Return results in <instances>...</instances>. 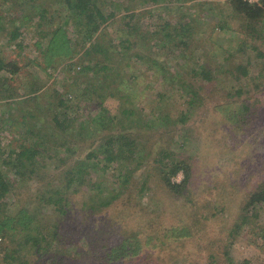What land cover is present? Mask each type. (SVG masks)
Instances as JSON below:
<instances>
[{
	"label": "rangeland",
	"instance_id": "obj_1",
	"mask_svg": "<svg viewBox=\"0 0 264 264\" xmlns=\"http://www.w3.org/2000/svg\"><path fill=\"white\" fill-rule=\"evenodd\" d=\"M252 1L250 3L260 2V0ZM56 2L57 0H0V16L4 18L0 19V26L6 24L7 27L6 31H0L1 57L8 62H17L23 68L22 75L18 76L6 72L0 73V81L7 79L13 87L19 88L17 92L19 96L0 100V151L4 153L0 159V172L5 181L18 183L5 200L8 202L7 214L14 215L19 212L23 203L35 204L39 194L48 198L49 191L63 189L64 192H69L67 197L64 196L65 201L62 203L69 210L63 217V223H67L66 227H70L77 238L76 229L85 225L88 214L95 213L92 211L94 209L92 204L91 210L89 207L84 211L83 198L90 199L101 191L104 192L105 197L119 194L120 199L115 200L111 208L98 214L97 218L101 221L92 222V225H96L93 234H97L99 240L93 247L84 244L81 261L73 263L152 264L151 255L164 251L163 247L154 245L156 238L159 233L161 236L168 229L167 227L170 229L178 224L181 220L180 212H183L179 207L183 200L180 201L172 194L170 196L163 192L158 180L159 171L154 165L159 149L170 147V150L177 154V159L187 160L192 164L194 179L190 192L196 199L209 195L208 190L211 191L210 195L220 192L224 197L226 196L224 200L228 202L224 216L227 220L221 222L217 229L228 226L231 220L228 218V203L239 200L241 194L257 184L258 181L251 182L252 185L249 186L244 179L248 172L264 170V155L255 141L245 139L242 135L244 129L240 126H231L219 114H214V106H219L220 97L224 98L221 92L215 91L219 89L216 83L208 85L206 91L213 90V98L218 96L217 101L213 100L211 104L212 97L207 96L208 101L205 99V105L201 109L187 113L189 117L185 123H182L179 117L187 110L189 95L179 92L167 79L163 81L159 75L152 71L148 72L140 62L136 63L135 60L133 62L134 72L139 71V79L134 81L133 75H130L131 79L124 87L123 97L109 96L112 92L109 93L103 87L106 85L103 83L104 78L99 76L100 73L94 74L92 71L89 72L90 69L82 73L83 51L75 43L71 44L72 52L69 57L61 60L60 57L55 58L56 64L51 67L47 53L51 36L45 38L39 24L42 23L51 30L62 25L64 20H60L58 15L51 24H47V19H40L41 9L49 7L52 11H57L61 8ZM106 2L105 12L109 14L114 11L117 15L106 28L107 47L119 45L117 32L125 30L129 23H131L130 28L135 24L142 29H148L157 22L173 26L177 23L187 24L185 29L187 33L193 28L194 39L190 37L188 43V46L190 44L188 47L190 52L187 53L189 60L185 61L181 58L175 48L173 50L175 54L169 51L172 53L166 61L169 69L168 78L173 72H182L186 78L192 77V71H198V65L203 66L207 63L212 71H216L223 64L231 67L236 62L235 58H230L226 62L225 55L236 54L240 49L242 54L245 53V45H240L242 37L240 33H236L240 28V20L234 16L228 0H167L166 3H160L158 6L153 3L142 5L139 1L130 0ZM118 5L119 7L116 8L115 6ZM127 8L136 11L127 12ZM133 13L136 14L135 19L128 18ZM24 16H28L29 19L25 20ZM11 19H16L17 22ZM219 24H225L227 28L221 29ZM18 25L21 34L18 42L24 44L22 51L17 49L15 43L8 45L6 38V32L12 31ZM71 33L72 41L76 42L77 38L73 32ZM176 43L177 41H174V44ZM253 56L250 54L251 58ZM130 60L132 59H127V62ZM85 62L91 63V67L95 66L94 62ZM256 69V67L253 69L249 78L257 79L258 76H264V70ZM11 79L16 81H10ZM125 79L128 80V76ZM33 81L43 89L36 96H30L25 91V85ZM97 83L99 87L101 85L103 87V89L99 88L100 93L104 95L102 99L98 94H88ZM6 84L3 81L0 90H3ZM261 85V93L255 94V98L261 101V116L255 123V132L262 143L264 142V79ZM60 100L67 105L66 108L61 109V112L69 116V122L58 129L50 121ZM123 109L128 110L129 115L136 110L137 118L142 119L136 130L130 129L127 132H135L139 147L145 148L147 154L150 153L146 157L151 165L146 162L144 154H139L138 148L129 150L132 146L126 148L127 152L120 154L121 159L114 162L105 161L103 156L89 158L92 147L95 148L101 142L98 134L103 133L99 132L104 131V126L98 121L100 116L106 114L105 117L109 115L126 120V116L121 112ZM24 116H26L25 121ZM110 131L111 128L105 134ZM233 132L235 136L240 137L230 138ZM24 148L37 152L34 162L36 168L41 170H38L39 174L32 179L27 178L26 182L18 176L19 169L15 168L14 161ZM142 156L144 158L139 165L138 158ZM26 163L29 167L30 163L27 161ZM148 166L151 173L147 170ZM79 167L85 169L83 174L75 177L72 185L62 180L64 172ZM128 170L131 173L130 179L125 182L123 176ZM260 178H264L262 171ZM182 180V173L174 178L178 183ZM143 182H148L146 192L142 191ZM231 184L235 185L230 188ZM239 184H244L243 193L242 190L236 189ZM18 197H21L22 204L17 201ZM97 202L92 203L96 206ZM32 207L34 209L36 205ZM36 208L38 215H32L36 223H44L45 226L56 223L58 217V214L54 213L58 209L56 204L41 201ZM234 212H236L235 208ZM256 212L259 217L255 223L242 229L229 245L230 254L235 262L249 260L252 264H264V204L259 206ZM254 213L255 211L251 212L250 216ZM119 222L122 223L121 228L118 226ZM212 223L211 221L210 224ZM31 225L28 230H37L36 224ZM11 236L13 241L10 242H21L19 233H12ZM225 239L226 237L222 240ZM78 241L80 244L85 242L84 239ZM10 242L0 234V246ZM101 244L104 245L103 248ZM132 245H134L133 249L130 250ZM136 245H140L139 251ZM176 246L179 254L172 263L168 264H192L194 252L189 257L185 250L181 249V244ZM119 247H127V250L120 253L113 251ZM167 251L174 250L169 248ZM1 256L3 257L4 254ZM117 257L120 258L115 259ZM30 258L32 263L35 262L36 257ZM209 260V254L201 255L195 252L193 264H209Z\"/></svg>",
	"mask_w": 264,
	"mask_h": 264
},
{
	"label": "trees",
	"instance_id": "obj_2",
	"mask_svg": "<svg viewBox=\"0 0 264 264\" xmlns=\"http://www.w3.org/2000/svg\"><path fill=\"white\" fill-rule=\"evenodd\" d=\"M106 1L57 0L56 3L61 6L59 10L52 11L49 7L41 9L40 19H47V24H51L55 20L54 18L58 16H60V20H64L62 25L54 30L44 27L42 23L39 24L42 27L43 36L45 38L51 36L47 49L51 67L56 64L55 58L60 57L61 60L69 57L68 55L72 52L71 44L74 45L75 43L83 51L84 66L82 67V73L88 72L89 69V72L92 71L94 74L100 73L99 76L104 78L103 83L106 85L103 87L109 93L112 92L109 96L115 97L119 95L123 97L124 87L129 84L131 79L130 75H133L134 81H138L139 79V71L134 72L133 62L134 60L136 63L140 62V65L145 66L148 72L152 71L157 76L159 75L163 81L167 79V81L176 86L179 92L189 95L187 110L183 111L181 117H179V121L182 123H185L186 119H188L189 116L186 115L187 113H192L205 105V99L208 101L207 96L212 97L211 104L213 100L214 102L217 101L218 96L215 99L213 98V90L206 91L208 85L211 86L216 83L219 89L215 91L221 92L224 98L219 96L221 99L219 100V106H214V114H219L231 126H240L241 129H244L242 135L245 139L255 141L256 146L264 155V142H260L258 134L255 132V123L261 116V101L255 98V94L262 91L261 83L264 76H258L257 79L256 77L249 78L255 67L257 68L256 70H264V0H260L258 3H250L247 0H228L234 16L240 20V28L236 33H240L242 37L240 45H245V53L242 54L240 49L236 54H224L226 56L224 59L226 62L230 58H235L236 62L231 67L223 64L216 71H212L208 63L203 66L198 65L200 72L199 69L198 71L193 70L192 77L189 76L187 78L182 72H173L170 74V78H168L169 69L166 61L171 56L169 54L172 52L175 54V51H173L174 48L180 53L181 58L185 59V61L186 59L189 60L187 53L190 52L188 48L190 44L188 46V43L190 42V37L193 38V28H190L187 33L185 30L187 24L181 25V23H177L173 26L171 24L165 25V23L159 24L160 22H157L148 29H142L136 27L135 24H132L130 28L129 25L131 23H129L125 30L117 32L119 45L116 46L114 44L113 46L107 47L105 45L106 28L107 25H110L109 22L117 15L114 11L109 14L105 12ZM130 1H139L142 5L153 3L157 6L160 3L167 2V0ZM115 7L118 8L119 5ZM126 10L127 12L136 11L130 8ZM134 15L136 14L133 13L128 18L135 19ZM24 18L25 20L29 19L28 16H24ZM0 19L3 20L4 18L0 16ZM11 20L17 22L16 19ZM219 26H221V29L227 28L225 24H219ZM6 29V24L0 26V31H6ZM71 32L77 38L76 42L72 41ZM6 34L8 45L15 43L19 51L24 49L23 42H18L21 36L20 25L16 26L12 31H7ZM174 41H177V43L174 44ZM250 54L254 55L253 58L250 57ZM163 56L165 57L162 58ZM127 59L132 60L127 62ZM85 61L94 62L95 66L93 65L91 67V63ZM1 72L18 76L22 75L23 68L17 62L6 61L0 54ZM124 76H128V80ZM3 81L5 84H9H6L5 88L0 90V100L19 96L17 93L19 88L13 87L7 79H3ZM3 81H0V84ZM10 81L15 82L16 80L11 79ZM103 87L102 85L99 87L97 83L88 94H98L102 99L104 95L100 93V89H103ZM42 90L34 81L25 85V91L30 96H36ZM8 93L12 94V96L10 97ZM50 105L53 106L52 103ZM66 107L67 105L63 100H60L56 106V110H54V116L51 118V121L49 119L50 123L58 129L69 122V116L61 112V109ZM121 112L126 116V120L122 117L121 119H117L109 115L105 117L106 114L100 116L98 121L104 126V131H98L99 133H103L102 135L98 134L101 142L95 148L94 146L92 147L89 158L103 156L105 161L114 162L119 158L121 159L119 155L127 152L126 148L131 146L129 150L138 148L139 154H144V157L150 154H147L145 148L139 147L137 142L138 138L134 131L132 133L127 132L130 129L136 130L142 122V119L137 118V111L133 110L130 114L131 116L128 110L123 109ZM23 118L25 121L26 116ZM109 128H111V131L105 134ZM235 137L239 138L240 136H235L233 132L230 138L236 139ZM170 149V147L159 149L156 154L158 158L154 160V165L159 171L158 180L163 192L170 196L172 194L175 199L183 200L179 205L183 212H180L181 220L178 224L173 225L170 229L167 227L168 229L161 236L159 233L154 245L163 247L164 251L151 255L150 262L152 264L172 263L179 254L177 252L178 245L176 246V244H181V249L185 250L187 256L190 257L191 253L194 252L191 259L192 264L194 262L195 252L201 255L204 253L209 254V264H252L249 260L235 262L230 254L229 245H231L242 229L253 225L259 217L258 212H256L257 208L264 204V178H260V173L261 171L264 172V170L247 173V177L244 179L246 184L251 186V182H258L244 193V184L237 186L236 189L242 190L243 194L240 195L239 200H232L233 202L231 204L228 203V218H231L232 221L230 220L228 226L218 230L217 227L220 226L221 222L227 220L224 216V212L226 211L225 207L228 202V200H224L226 196L224 197L220 192L216 195H210L211 191L208 190L209 195L196 199L194 194L190 192L194 179V168L192 164L189 163L190 161L177 159V154ZM3 155L4 153L0 151V159H2ZM36 156L37 152L24 148L14 160L16 166L14 167L19 169L17 174L24 182H26L27 178L32 179L39 174L38 170L40 169L36 168V162H34ZM144 157L138 158L139 165ZM160 157L162 158L159 159ZM145 160L146 162L148 161L147 157ZM26 161L30 163L29 167ZM147 163L151 165L149 162ZM11 164L14 163L11 162ZM149 167H147V170L151 173ZM84 169V167H79V169L71 168L67 172H64L65 175L62 177V180L72 185L75 182V177L78 174H83ZM126 173L123 176L125 182L130 179L131 174L130 170ZM179 173H182L183 180L178 183L174 181V178ZM147 184L148 182H143V192L147 191ZM215 184L214 182L213 185ZM235 184H231L230 188ZM16 186H18L17 182L5 181V178L0 172V234L4 235L7 242L13 241L12 233H19L21 239V242H10L5 246H0V264H72L73 262H80V256L83 255L81 253L84 247L83 245L93 247L99 240L97 234H93L96 225H92V222H95V220L97 223L100 222L101 219L97 218L98 214L111 208L115 200L121 197L119 194L105 197L104 192L101 191L99 194L93 195L90 199L83 198L84 211L88 210L92 204V207L95 209H92V211L95 213L88 214L85 219L87 221L86 223L84 222L85 225L76 229V231L78 230L77 238L79 240H85L83 244H80L78 239L73 235V230L70 227H66L67 223H63V217L68 214L69 210L62 203L65 201L64 196L67 197L69 192H64L63 189L49 191L48 195L50 197L48 196V198L43 196V194H39L36 197L38 200L35 201V204L31 203L29 205L23 203L19 212L14 215H8V202L5 200ZM221 186H223V183H221ZM218 196L220 197L218 198ZM17 201L22 204L21 197H18ZM41 201L54 203L58 206V209L54 211V213L58 214V217L56 223L52 226H45L44 223H36V220L34 221V218H32L33 214L38 215L36 207ZM92 202H97V205L94 206ZM32 205H36V207L33 209ZM235 205L237 207H234ZM234 208L236 212H234ZM89 209L91 210V207ZM254 211L255 213L250 216V213ZM95 217L96 219H94ZM211 221L213 222L212 224H210ZM33 223L36 224L35 227H37V230H28L32 227L31 224ZM118 226L121 228L122 223L119 222ZM225 237L226 239L222 240ZM133 246L130 250L133 249ZM139 246H137L138 251L140 249ZM101 247L103 248L104 245L101 244ZM127 247H119L113 249V251L120 253L121 251H126ZM169 248H172L174 251H167ZM75 251L77 253H74ZM1 254H4V256L2 257ZM30 257H36L35 262L32 263ZM119 258L117 257L115 259ZM111 259L113 260L114 258Z\"/></svg>",
	"mask_w": 264,
	"mask_h": 264
},
{
	"label": "built area",
	"instance_id": "obj_3",
	"mask_svg": "<svg viewBox=\"0 0 264 264\" xmlns=\"http://www.w3.org/2000/svg\"><path fill=\"white\" fill-rule=\"evenodd\" d=\"M250 2H253L252 0H249ZM254 1H259V0H254Z\"/></svg>",
	"mask_w": 264,
	"mask_h": 264
}]
</instances>
